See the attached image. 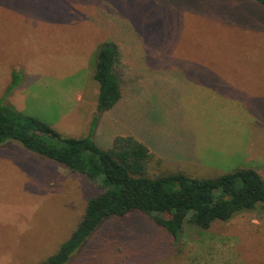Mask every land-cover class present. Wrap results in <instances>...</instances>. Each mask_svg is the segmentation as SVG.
I'll return each instance as SVG.
<instances>
[{
	"label": "rangeland",
	"instance_id": "374dc122",
	"mask_svg": "<svg viewBox=\"0 0 264 264\" xmlns=\"http://www.w3.org/2000/svg\"><path fill=\"white\" fill-rule=\"evenodd\" d=\"M154 73L147 90L96 117L97 48ZM19 84L11 89L13 75ZM124 95V88H123ZM0 101L64 137L90 133L195 141L215 178L253 169L264 179V6L254 0H0ZM137 137V136H136ZM151 175L159 169L151 165ZM65 166L9 140L0 145V264H42L100 193ZM68 264H264V209L186 229L178 241L144 216L110 219Z\"/></svg>",
	"mask_w": 264,
	"mask_h": 264
},
{
	"label": "trees",
	"instance_id": "16d2710c",
	"mask_svg": "<svg viewBox=\"0 0 264 264\" xmlns=\"http://www.w3.org/2000/svg\"><path fill=\"white\" fill-rule=\"evenodd\" d=\"M264 6V0H254ZM94 80L99 93L96 119L109 112L123 96L119 72L122 54L115 42L97 48ZM20 82L13 75L12 87ZM20 143L41 158L65 166L90 181H100L101 192L87 201L70 238L42 264H68L86 241L110 219L141 215L178 241L186 229L209 231L216 222L264 209V179L253 169L241 168L215 178H199L176 171L151 175L154 156L132 136H119L108 150L100 149L92 133L76 139L64 137L48 124L26 116L0 101V145ZM160 163V161H159ZM154 165V164H152Z\"/></svg>",
	"mask_w": 264,
	"mask_h": 264
},
{
	"label": "crops",
	"instance_id": "0c3cea01",
	"mask_svg": "<svg viewBox=\"0 0 264 264\" xmlns=\"http://www.w3.org/2000/svg\"><path fill=\"white\" fill-rule=\"evenodd\" d=\"M122 59H124L123 56ZM121 70L122 71L119 73L123 81V88L125 92L123 95L124 98L122 96L123 101H129L133 99L136 94L144 92V90H147L149 82L154 83V79H157L154 77V73H150V71H145L144 69L131 70L130 68L127 69V67L124 68L121 66ZM159 131L165 136L164 140L162 139L157 141L152 136L147 137L144 132L137 133V137L133 135V137L143 143L154 156V160L152 162L154 166H156L159 170L162 169L171 172L181 171L190 175L197 172L196 170H201L200 160L196 158V150H194L196 149L195 141L186 136H174L170 138L171 135L165 132L164 126L159 129ZM125 136L127 135H124V137ZM115 138L110 141V144L113 143Z\"/></svg>",
	"mask_w": 264,
	"mask_h": 264
}]
</instances>
